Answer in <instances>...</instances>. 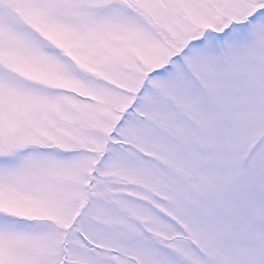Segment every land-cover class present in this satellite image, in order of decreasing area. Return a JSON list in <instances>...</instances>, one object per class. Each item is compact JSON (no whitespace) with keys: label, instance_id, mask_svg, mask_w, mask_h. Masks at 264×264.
Returning <instances> with one entry per match:
<instances>
[{"label":"snow or ice","instance_id":"obj_1","mask_svg":"<svg viewBox=\"0 0 264 264\" xmlns=\"http://www.w3.org/2000/svg\"><path fill=\"white\" fill-rule=\"evenodd\" d=\"M0 264H264V0H0Z\"/></svg>","mask_w":264,"mask_h":264}]
</instances>
